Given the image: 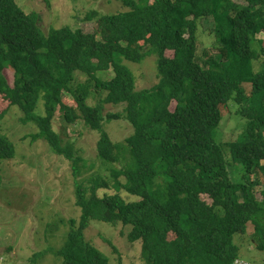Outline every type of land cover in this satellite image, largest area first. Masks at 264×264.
<instances>
[{"label": "trees", "instance_id": "obj_1", "mask_svg": "<svg viewBox=\"0 0 264 264\" xmlns=\"http://www.w3.org/2000/svg\"><path fill=\"white\" fill-rule=\"evenodd\" d=\"M114 1L125 10L104 21L123 52L87 39L78 28L45 34L36 13H24L16 0H0V96L8 107L19 109L24 123L35 125L31 141H45L70 163L76 179L83 160L71 145L62 146L52 129L60 112L67 124L80 120L98 132L96 155L103 163L114 165L121 154L129 157L108 179L95 176L86 179V186L75 183L81 214L69 220L66 241L56 251L61 264H108L85 240L91 220L131 226L127 239L140 242L143 264H232L238 258L233 236L245 234L248 224L256 248L263 251L264 63L255 71L260 54L252 43L264 35V0ZM97 16L92 11L85 20ZM207 20L215 43L199 63L197 25ZM139 42L145 46L135 47ZM151 53L156 55L158 82L136 90L120 58L138 63ZM7 70L12 71V85ZM104 70L113 77L98 79L96 73ZM77 75L84 82H76ZM64 93L72 104L64 103ZM91 97L93 105L87 103ZM39 100L43 116L35 113ZM229 102L245 120L243 131L228 144L231 159L243 168L238 184L231 181L213 136ZM108 104L123 109L104 114ZM115 120L133 129L123 143H113L104 130L105 123ZM5 136L0 132V160L15 155ZM110 189L138 200L100 194Z\"/></svg>", "mask_w": 264, "mask_h": 264}, {"label": "rangeland", "instance_id": "obj_2", "mask_svg": "<svg viewBox=\"0 0 264 264\" xmlns=\"http://www.w3.org/2000/svg\"><path fill=\"white\" fill-rule=\"evenodd\" d=\"M24 13H36L38 26L43 33L51 29L69 27L80 29L87 39L97 41L115 52L126 50L123 44L114 40L105 25L104 17L108 14L125 10L123 5L114 0H16ZM95 11L96 20L86 22L85 17ZM196 38L198 40L197 61L203 63L205 53L214 45V37L207 28L209 21H198ZM264 35H257L252 48L260 57L254 62L258 71L264 63L261 52ZM145 46L144 42L135 45ZM134 47V48H135ZM171 57V53H166ZM134 78L136 90L153 87L158 82L156 55L149 54L138 63L120 58ZM12 85V71L4 72ZM111 70L98 71L96 77L107 81L113 77ZM84 77L77 75L76 82H84ZM63 101L72 104V99L64 93ZM89 105L95 104L91 97ZM174 103L170 105V110ZM123 105H105L104 114L118 113ZM238 107L229 102L222 107V119L213 131L215 142L223 151L231 181L241 183L242 165L233 161L230 156L229 143L235 141L243 131L245 120L237 113ZM35 113L44 115L42 100L36 105ZM0 132L15 147L14 158L0 160V264H61L56 255L66 241L69 232V220H78L80 209L75 205L74 185L86 186V179L101 176L108 179L110 172L121 169L129 160L128 155L121 154L119 162L114 165L103 163L96 155L98 132L90 131L82 121L67 124L60 112L55 113L52 129L60 138L62 146L71 145L73 151L83 160L80 174L74 179L71 165L61 156L54 154L43 140L31 141L37 132L33 123H24L17 107H8L0 96ZM104 130L114 143H123L133 133L132 127L124 120L105 123ZM123 178L120 181L123 182ZM102 193H118L124 200L136 201L137 197L128 195L123 190L110 189ZM206 201L209 200L203 197ZM131 226L120 223H105L91 220L84 231L85 240L98 249L108 259V264H143L139 241L127 239ZM253 228L247 225L245 234L233 236L237 248V257L250 264H264V250L256 248L252 238Z\"/></svg>", "mask_w": 264, "mask_h": 264}, {"label": "built area", "instance_id": "obj_3", "mask_svg": "<svg viewBox=\"0 0 264 264\" xmlns=\"http://www.w3.org/2000/svg\"><path fill=\"white\" fill-rule=\"evenodd\" d=\"M232 264H250L249 262H247V261H244V260H242V259H235L233 262H232Z\"/></svg>", "mask_w": 264, "mask_h": 264}]
</instances>
